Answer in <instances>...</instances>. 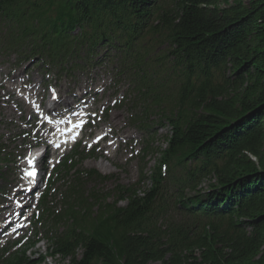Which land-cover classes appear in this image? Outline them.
Returning <instances> with one entry per match:
<instances>
[{
  "label": "trees",
  "instance_id": "16d2710c",
  "mask_svg": "<svg viewBox=\"0 0 264 264\" xmlns=\"http://www.w3.org/2000/svg\"><path fill=\"white\" fill-rule=\"evenodd\" d=\"M229 3L0 0V54L39 57L70 77L106 63L141 100V131H149L153 113L171 129L143 197L136 185L101 190L111 178L81 171L88 155L78 149L63 162L62 210L48 208L47 196L41 202L50 257L69 264H264V0ZM208 179L213 184L200 196ZM170 187L180 197V225L164 201ZM30 249L0 264H42Z\"/></svg>",
  "mask_w": 264,
  "mask_h": 264
},
{
  "label": "rangeland",
  "instance_id": "374dc122",
  "mask_svg": "<svg viewBox=\"0 0 264 264\" xmlns=\"http://www.w3.org/2000/svg\"><path fill=\"white\" fill-rule=\"evenodd\" d=\"M250 1L251 0H230L229 4L232 5L237 2L247 4ZM221 7H225V5H221ZM6 58L7 57H5V59ZM35 61L37 60L26 62L27 69L23 68L24 66H22V69L16 70V73L10 72L15 70L14 68H12L11 60H9L8 62H0V144L5 145L7 148H9L7 153H10L11 156L14 157L23 155V151H25V149L27 148V146L23 145L25 143V140L27 143L32 142L33 134L36 132L35 130H31L30 125L27 124V121L31 118V113L27 111L26 114H22V107L26 110L27 108L23 103L21 105L20 103L15 102L16 99L18 100L17 95L14 96V99L10 96V94H12L11 91H13V88L17 84H19L18 90L22 89L23 87L26 88L24 82L27 79H30L31 82H35V84L40 83L44 86H51V83L47 82L50 80H55L56 77L58 78V81L61 82V89L56 88L58 89V92L60 94L74 92V94L71 95L72 100L73 98L77 99L78 95H83V89L85 88V86H87L85 83L92 82V84L96 85L94 94H96L97 92L99 93V95H96L98 106H96L95 109L98 113H103L104 119L106 118V121L99 122L97 130L99 131V134L101 132H103V134H108V132H111L109 134L108 142H113L116 146L113 148L112 156L106 155L107 152H105V150L103 149V146H106L105 143H102L99 148L96 147L94 149H91V147L88 146L86 148V151L88 152L92 150L94 157L85 159L83 161L81 170H95L102 176L113 177L114 180H112L111 183L100 185L101 189H105L108 191L114 189L117 186H131L132 184L138 183L141 167H143V169L145 170L144 174L148 178L158 166L160 160V152L165 150L166 148L165 142L166 139L170 136V129L167 123L164 122L162 124H156L154 141L149 146V148L151 150H154L155 152L154 154H148L145 160H141V154H139L138 152H140L142 148L144 137L137 130V128L133 126V123L131 124L130 111L133 110L132 106L128 105L127 101L123 103L120 102V100L122 99V95L127 89V87L125 86L126 83H124L125 85L115 84V81H113V77L110 74V70L108 69V67H106V65H104L98 67L97 70L99 71V73L96 78L94 74H92L91 80L86 76L80 75V89L77 90V93L76 90L72 91V89H70L71 87H73V82L77 81V79H74V81H72L70 78L65 80V77H57L59 76V74L51 70L50 72H48L50 74L47 75V78L49 77L48 80L44 81V79H42L44 73L42 72V68H40L42 64H40V62L39 64H37ZM15 75H21L22 79L18 78L16 83L13 82L12 80L16 78ZM12 83H15L16 85L13 86ZM27 89L29 90L30 88L28 87ZM39 92L40 94H43L41 90H39ZM45 94H49V90ZM115 101L116 104L115 106H113V103ZM25 130H28L30 132L29 136H26L27 133H24ZM91 130L93 131V129ZM92 131H85L84 136L86 138L91 136ZM95 134L96 133H94L91 138H93ZM85 142H87V140H85ZM80 146V149L84 148L83 144ZM67 153H69V151ZM99 165H103L104 169H100ZM16 168L17 167H11L10 169L6 170L4 173V178H14V181H16ZM5 184V182L0 181V191L3 190ZM211 184H213L212 180H205L199 186L198 193L204 194ZM90 187L91 186H89V188ZM55 188L58 189V192L63 191L61 185H57L55 186ZM150 188L151 183L149 182V180H145L143 183H141L139 185V188L137 189V193L140 194L139 197H142L143 194L148 193ZM56 199L57 200L55 202L53 201L54 205L52 208L56 213H58L62 208L61 201H58L61 198H59L58 195L56 196ZM110 201L112 202V199ZM124 205L125 203H122L120 206ZM247 232H249L248 228ZM27 235H29V232H27ZM38 240L40 241V243L35 246L33 253L45 257L48 250V242L41 241L42 239L40 236L38 237ZM12 242L13 241H9L7 245L11 244ZM1 248L2 245L0 246V252ZM46 264H68V262L62 261L60 258H55L52 260H47Z\"/></svg>",
  "mask_w": 264,
  "mask_h": 264
},
{
  "label": "bare ground",
  "instance_id": "6f19581e",
  "mask_svg": "<svg viewBox=\"0 0 264 264\" xmlns=\"http://www.w3.org/2000/svg\"><path fill=\"white\" fill-rule=\"evenodd\" d=\"M15 77L16 78H19V79H22V76L21 75H15ZM17 82V80L15 81V83ZM86 85H87V88H89L91 91L92 90H94L93 89V84H91V83H85ZM49 99L50 98H47V100L49 101ZM53 102V101H52ZM22 103V102H21ZM55 104L57 105V106H62V105H66L64 102H63V99L62 98H58V99H56L55 100ZM32 114V113H31ZM34 114H32V119H34ZM41 129L42 130H45V133L46 132H48V133H51L52 132V130H51V128L49 127V126H45V125H43L42 124V126H41ZM213 155H215V153L213 152V153H211L209 156H213ZM99 168L100 169H104V166L103 165H99ZM23 196H24V194H21V197L17 200V201H15V200H13V198H11V197H5V202H6V207H1L2 208V210H6V214H0V223H2V224H4V221L6 222V224L5 225H2L1 226V228H2V230H4V231H6V229H7V226L8 225H11L10 224V222L9 221H7V219L8 218H10L11 217V215H13V213L15 212V209L17 208V204L16 203H18V201L20 200V199H23ZM16 198V197H15ZM24 222V225L26 224V222H27V219H26V216H24V218H22V223ZM12 223V222H11Z\"/></svg>",
  "mask_w": 264,
  "mask_h": 264
},
{
  "label": "snow or ice",
  "instance_id": "6c2138e0",
  "mask_svg": "<svg viewBox=\"0 0 264 264\" xmlns=\"http://www.w3.org/2000/svg\"><path fill=\"white\" fill-rule=\"evenodd\" d=\"M53 98H55V96H53ZM99 139H103V138H99ZM57 147H59V145H57ZM30 164H33L34 161H29ZM39 174H40V183L43 184L44 181V177L46 175L45 169H44V160H40L39 162ZM28 176L30 177H36L37 175V171L33 170L27 173Z\"/></svg>",
  "mask_w": 264,
  "mask_h": 264
}]
</instances>
